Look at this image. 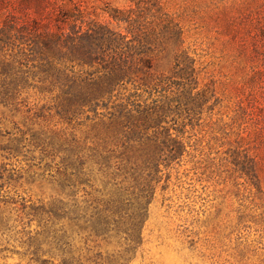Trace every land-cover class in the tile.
I'll return each instance as SVG.
<instances>
[{"label": "rangeland", "instance_id": "obj_1", "mask_svg": "<svg viewBox=\"0 0 264 264\" xmlns=\"http://www.w3.org/2000/svg\"><path fill=\"white\" fill-rule=\"evenodd\" d=\"M73 25L149 46L160 86L138 101L166 112L147 133L156 172L133 175L40 76L8 85L28 70L22 32ZM5 26L0 264H264V0H0Z\"/></svg>", "mask_w": 264, "mask_h": 264}, {"label": "trees", "instance_id": "obj_2", "mask_svg": "<svg viewBox=\"0 0 264 264\" xmlns=\"http://www.w3.org/2000/svg\"><path fill=\"white\" fill-rule=\"evenodd\" d=\"M7 29L0 28V53L9 43ZM36 31L22 32L26 36L19 40L30 37L22 49V60L28 70L12 77L8 85L16 90L27 82V76H40L41 82L47 83L48 92L58 89L61 112L93 113L94 125L106 128L107 136L121 143L125 154L122 161L129 165L133 175L144 169L156 172L158 159L144 151L148 141L151 142L147 139L148 131L158 127L166 112L161 105L151 113L141 108L138 101L142 97L139 90L146 93L160 86V82L152 84L147 43L134 35L128 37L103 27L83 29L73 25L62 33L36 34ZM198 96L200 93L194 99ZM177 154L169 151L167 160L176 158ZM100 159L106 163L111 158L107 155Z\"/></svg>", "mask_w": 264, "mask_h": 264}]
</instances>
